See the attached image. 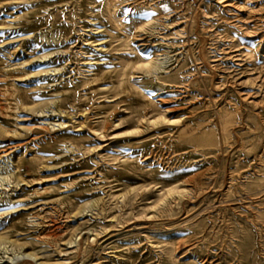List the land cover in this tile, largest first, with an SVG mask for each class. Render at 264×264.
<instances>
[{
  "label": "rangeland",
  "instance_id": "rangeland-1",
  "mask_svg": "<svg viewBox=\"0 0 264 264\" xmlns=\"http://www.w3.org/2000/svg\"><path fill=\"white\" fill-rule=\"evenodd\" d=\"M4 166L0 264H264V0H0Z\"/></svg>",
  "mask_w": 264,
  "mask_h": 264
},
{
  "label": "bare ground",
  "instance_id": "bare-ground-1",
  "mask_svg": "<svg viewBox=\"0 0 264 264\" xmlns=\"http://www.w3.org/2000/svg\"><path fill=\"white\" fill-rule=\"evenodd\" d=\"M24 63H26V61H21V62H17L15 64H11L10 66H18V65H23ZM163 67V61L159 60V58H155L152 57V55L149 56V58H147L146 60H142L138 63V68L143 69L145 73H154L156 71H158L159 69H161ZM50 71H58V68H53V69H49ZM46 72H48V70H45ZM45 71H38V73H45ZM40 112H42L43 110H39ZM59 111L62 113L63 111L59 109ZM157 121V120H156ZM60 126H65L66 124L63 122H59ZM4 173H0V182L4 181V180H9L10 176L12 174L11 169H7L6 166H4ZM174 187L169 188L167 190V194H171L174 191ZM122 194V193H121ZM96 201V199L94 200ZM91 202H85L84 206H88L90 205ZM5 242L4 238L0 237V243ZM14 243V242H13ZM31 255V254H30ZM37 264H41V263H37Z\"/></svg>",
  "mask_w": 264,
  "mask_h": 264
}]
</instances>
